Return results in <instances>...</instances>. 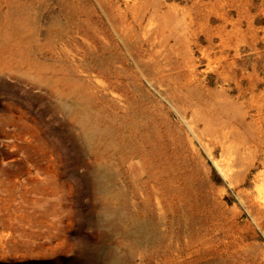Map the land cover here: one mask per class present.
Masks as SVG:
<instances>
[{
  "label": "rangeland",
  "instance_id": "rangeland-1",
  "mask_svg": "<svg viewBox=\"0 0 264 264\" xmlns=\"http://www.w3.org/2000/svg\"><path fill=\"white\" fill-rule=\"evenodd\" d=\"M0 264H264V0H0Z\"/></svg>",
  "mask_w": 264,
  "mask_h": 264
},
{
  "label": "bare ground",
  "instance_id": "bare-ground-1",
  "mask_svg": "<svg viewBox=\"0 0 264 264\" xmlns=\"http://www.w3.org/2000/svg\"><path fill=\"white\" fill-rule=\"evenodd\" d=\"M143 228V227H142Z\"/></svg>",
  "mask_w": 264,
  "mask_h": 264
}]
</instances>
